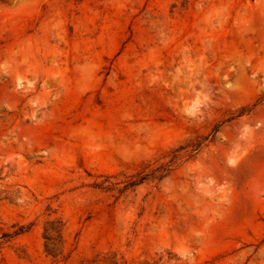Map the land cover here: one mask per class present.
Returning a JSON list of instances; mask_svg holds the SVG:
<instances>
[{
	"label": "rangeland",
	"instance_id": "374dc122",
	"mask_svg": "<svg viewBox=\"0 0 264 264\" xmlns=\"http://www.w3.org/2000/svg\"><path fill=\"white\" fill-rule=\"evenodd\" d=\"M0 264H264V0H0Z\"/></svg>",
	"mask_w": 264,
	"mask_h": 264
}]
</instances>
